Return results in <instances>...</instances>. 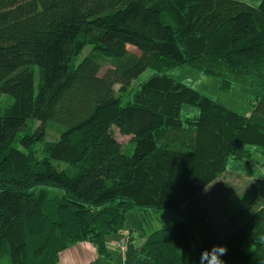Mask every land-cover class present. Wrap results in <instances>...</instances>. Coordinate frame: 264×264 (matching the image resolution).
Here are the masks:
<instances>
[{
  "label": "trees",
  "instance_id": "16d2710c",
  "mask_svg": "<svg viewBox=\"0 0 264 264\" xmlns=\"http://www.w3.org/2000/svg\"><path fill=\"white\" fill-rule=\"evenodd\" d=\"M184 65L222 92L261 95L246 117L165 74ZM54 124L62 132L46 141ZM256 154L264 0H0V264H57L82 242L102 252L129 215L150 231L139 253L151 264H200L186 217L159 228L151 217L178 214L231 160ZM218 245L225 264H264V208Z\"/></svg>",
  "mask_w": 264,
  "mask_h": 264
},
{
  "label": "crops",
  "instance_id": "0c3cea01",
  "mask_svg": "<svg viewBox=\"0 0 264 264\" xmlns=\"http://www.w3.org/2000/svg\"><path fill=\"white\" fill-rule=\"evenodd\" d=\"M260 160L250 170H242L234 161L229 162L227 170L183 204L178 214L170 212L171 215H167L165 212L168 211H160L166 219L157 223L151 219L152 227L176 224L186 217L191 223L196 245L193 256L200 258L203 250L218 245L250 216L264 208V161ZM248 163H252L249 166L254 164L252 160L241 164ZM143 227L139 226L134 215H129L126 229L121 235L111 238L104 251L98 253L92 244L82 242L62 251L57 264H151L139 253L150 233L145 225ZM124 232L130 233V239L121 249L118 242Z\"/></svg>",
  "mask_w": 264,
  "mask_h": 264
},
{
  "label": "rangeland",
  "instance_id": "374dc122",
  "mask_svg": "<svg viewBox=\"0 0 264 264\" xmlns=\"http://www.w3.org/2000/svg\"><path fill=\"white\" fill-rule=\"evenodd\" d=\"M241 1L247 3L251 6H256L260 0H241ZM88 52H89V49H86V51L84 52V55ZM81 58L82 57H80V59ZM102 64L104 66L101 69L100 73H103L104 71H106L108 68L111 67V65L108 62H102ZM152 73H153V71L151 69H147L137 79H135L131 82V85H130L127 93H124L121 95L122 105H125L128 102L129 94H131V92L135 90L137 85L140 82H142L143 80L147 79ZM165 74L167 76H169L170 78L193 88L194 90L198 91L200 94L214 100L215 102L225 106L226 108H228L234 112H237L241 115H244L246 117L249 116L252 106H254L256 104L257 99L261 95V91L257 88H254L251 86H246V85H238V84L233 85L232 88L230 89V91L222 92L220 89V80L219 79L207 76V75L203 74L201 71H199L198 69L190 67V66H186V65L177 67V68L172 69V70H168L165 72ZM37 84H38V82H37V78H36V83H35L36 87H37ZM116 89H118V86H116ZM1 102H2L3 106H9L12 103V99L10 97L4 96L2 98ZM191 112L195 113V110L191 109ZM37 125H38V123H34L32 127L36 128ZM114 131H115V135H114L115 139L119 143H121L123 152L127 155L132 154L133 149H134V145L130 144V137L121 136L116 129ZM61 132H62L61 127H58L55 124L51 125L47 130L45 140L46 141H55V140H57V138L59 137V133H61ZM259 159L264 161V157H262L260 154H256L252 159H250L254 163L253 166H249L252 163H248L247 165L241 164L242 161L244 162V161H250V160H245V159L239 160L238 159V160H231V161H234L235 165L237 167L241 168L242 170H250V169L255 168L254 167L255 163H260ZM262 166L264 168V164ZM64 167H65V165L61 166V168H64ZM227 167H228V165H227ZM226 170H227V168H226ZM216 179H214V180H216ZM206 187H204V188H206ZM47 189H48L50 195H52V196L62 194L61 190H59L57 188L47 187ZM199 192H197V193H199ZM166 211H168V210H166ZM161 213H163V212H161ZM165 213H168L167 215H171L170 211L165 212ZM154 216L155 217L152 216L151 218H153V220L156 221V223L160 222L159 220L163 221L166 219L165 214L160 215V213L159 214L157 213ZM129 239H130V233L124 232V236L122 235L121 239L118 242L119 248L124 249L125 245L127 243V240H129ZM247 250L250 251L251 247H248ZM1 264H7V262L4 261Z\"/></svg>",
  "mask_w": 264,
  "mask_h": 264
},
{
  "label": "clouds",
  "instance_id": "9594fccd",
  "mask_svg": "<svg viewBox=\"0 0 264 264\" xmlns=\"http://www.w3.org/2000/svg\"><path fill=\"white\" fill-rule=\"evenodd\" d=\"M228 249L226 246L213 245L210 249H205L200 255V264H225L222 256L227 255Z\"/></svg>",
  "mask_w": 264,
  "mask_h": 264
}]
</instances>
